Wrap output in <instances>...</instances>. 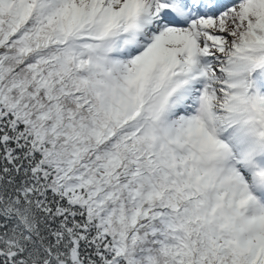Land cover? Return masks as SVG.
<instances>
[{
  "label": "snow or ice",
  "instance_id": "6c2138e0",
  "mask_svg": "<svg viewBox=\"0 0 264 264\" xmlns=\"http://www.w3.org/2000/svg\"><path fill=\"white\" fill-rule=\"evenodd\" d=\"M0 264H264V0H0Z\"/></svg>",
  "mask_w": 264,
  "mask_h": 264
}]
</instances>
